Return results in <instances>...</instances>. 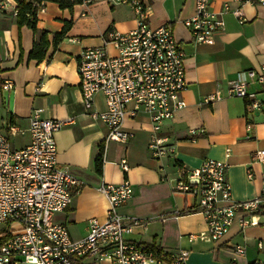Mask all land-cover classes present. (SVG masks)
Here are the masks:
<instances>
[{"label": "crops", "instance_id": "1", "mask_svg": "<svg viewBox=\"0 0 264 264\" xmlns=\"http://www.w3.org/2000/svg\"><path fill=\"white\" fill-rule=\"evenodd\" d=\"M140 1L149 8L147 25H168L184 56L186 88L180 96L185 106L155 133L167 140L172 154L151 157L148 143L153 126L146 114L126 118L123 130L132 137L122 145L105 142L107 127L84 110L78 55L86 48L101 47L108 31L126 33L136 26L129 5H112L107 0H84L71 12L53 2L43 3L36 13L37 29L47 32L48 47L41 61L29 59L35 36L29 27L16 23L18 0H0V130L7 131L12 125L22 131L10 137L12 148L18 149L29 140L32 111L38 110L46 119H73L54 134L56 166L82 184L68 209L54 215V221L64 224L73 240L86 236L88 220L105 218L108 203L99 186L127 180L132 195L117 211L147 223L125 235L127 241L170 253L187 251L185 264H264V247H257L258 242L264 245V200L253 217L255 224L246 216L247 225L240 226L236 218L223 239L212 244L197 237L206 225L202 214L193 211V198L173 189L180 166L191 170L205 159L227 165L225 179L235 201L250 200L264 187V163L253 158L255 151L264 150V87L248 84V91L255 93L260 104L257 110H252L247 100L227 95L229 81L244 78L251 69L264 72V4L243 6L246 22L242 24L225 14L224 30L205 44L195 42L183 24L193 15L195 0ZM227 2L235 6L233 0H211L209 9L219 11ZM64 21L72 25L54 45V35L62 31ZM7 80L13 85L9 92L2 90ZM216 92L218 100L204 102ZM105 108L103 95L95 94L92 109ZM193 130L203 132L192 136ZM99 158L102 165L97 173ZM121 160L127 163L125 172ZM237 246L244 249L243 255L236 252ZM78 264L111 262L81 259Z\"/></svg>", "mask_w": 264, "mask_h": 264}, {"label": "built area", "instance_id": "2", "mask_svg": "<svg viewBox=\"0 0 264 264\" xmlns=\"http://www.w3.org/2000/svg\"><path fill=\"white\" fill-rule=\"evenodd\" d=\"M107 1L112 5H129L136 26L126 33L110 30L101 47L86 48L78 55V87L84 110L94 121L107 127L105 142L122 145L132 137L123 130L126 118L146 114L153 126L148 143L151 157L168 156L173 148L155 133L164 121L171 120L174 113L185 106L180 96L186 88L183 52L168 25L158 28L147 25L149 8L140 0ZM233 2V7L227 2L219 11H212L209 9L211 0H195L193 15L183 21L193 40L212 43L214 35L224 30L225 14H231L242 24L246 22L243 6L264 4V0ZM16 12L17 6L14 14ZM250 83L264 87V72L251 69L244 78L229 81L227 95L245 99L252 110H257L260 104L255 93L248 91ZM12 88L8 80L2 86L5 92ZM97 93L103 95L104 111L92 109ZM219 98L216 92L204 102ZM72 123L71 117L46 119L34 110L27 128L29 140L18 149L12 148L10 137L22 131L12 125L7 131L0 130V264H78L81 259H105L111 264H185L187 251L151 250L125 239L134 227L147 225L144 220L125 217L117 211L132 195L127 180L99 186L108 210L104 220H88L84 238L73 240L66 226L54 221V215L66 211L73 195L82 188L76 177L56 166L54 134ZM202 132L193 130L190 134ZM253 158L264 163V150L255 151ZM119 165L127 171L125 160ZM226 169L224 162L214 159H205L191 170L180 166L173 187L174 191L193 198V211L202 214L206 225L205 231L197 237L206 243L216 244L222 240L236 218L240 226L247 225L246 216L255 224L253 217L264 200V187L250 200H233L225 179ZM248 177H251L250 172ZM257 247L262 249L264 245L258 242ZM235 250L244 254L239 246Z\"/></svg>", "mask_w": 264, "mask_h": 264}, {"label": "trees", "instance_id": "3", "mask_svg": "<svg viewBox=\"0 0 264 264\" xmlns=\"http://www.w3.org/2000/svg\"><path fill=\"white\" fill-rule=\"evenodd\" d=\"M45 2L56 3L60 9L71 12L74 7L82 5L84 0H30L28 2L26 0H18L15 20L18 26L25 25L32 30L35 40L32 50L29 53V59L37 61H41L44 58L48 47L47 32L38 30L36 26V13ZM71 25V21H64L62 31L54 35V45L62 41ZM101 163V158L96 160L95 169L97 173L101 172Z\"/></svg>", "mask_w": 264, "mask_h": 264}]
</instances>
